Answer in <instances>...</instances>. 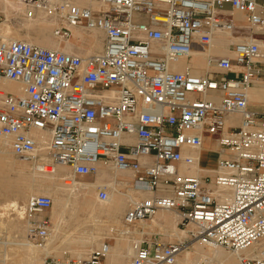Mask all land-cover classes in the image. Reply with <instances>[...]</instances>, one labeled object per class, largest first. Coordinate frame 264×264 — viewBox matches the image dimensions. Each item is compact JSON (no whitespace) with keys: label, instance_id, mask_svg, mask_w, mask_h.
<instances>
[{"label":"built area","instance_id":"built-area-1","mask_svg":"<svg viewBox=\"0 0 264 264\" xmlns=\"http://www.w3.org/2000/svg\"><path fill=\"white\" fill-rule=\"evenodd\" d=\"M17 3L11 10L45 22L57 44L0 34V139L39 179L79 187L105 169L129 197L85 259L45 250L42 264H104L117 239L129 264H182L185 251L186 264H264V109L250 108L264 101L248 96L260 88L264 97V0ZM92 34L98 52L60 49ZM218 48L205 72L189 65ZM203 149L215 151L213 169L199 165ZM96 187L107 203L111 184ZM52 204L45 194L27 200L22 244H46ZM159 211L176 215L182 237L151 226ZM16 245L0 241V264Z\"/></svg>","mask_w":264,"mask_h":264},{"label":"rangeland","instance_id":"rangeland-1","mask_svg":"<svg viewBox=\"0 0 264 264\" xmlns=\"http://www.w3.org/2000/svg\"><path fill=\"white\" fill-rule=\"evenodd\" d=\"M12 1V0H9ZM8 5V6H7ZM8 8H4L0 5V34L4 35L3 26L9 27V34L7 37L14 39L24 40L32 42L44 47L56 46V42L51 38L50 31L43 21H28L23 19L21 13L11 10L9 4H6ZM12 6V4L10 5ZM93 42L90 40L82 44L71 43L73 49L79 51H87L89 45ZM69 43H61L60 47H64ZM196 63L201 64L199 60H195ZM231 77V76H230ZM8 88V86H7ZM256 110L259 108L255 107ZM261 110V109H259ZM1 142V139H0ZM0 151H2L0 149ZM204 154L209 155L211 159H215L214 154L206 149L202 150ZM24 163L15 158L12 154L0 153V206L5 202L16 200L19 205H24L27 200L37 193L46 190L48 195L52 198L54 206L59 209L61 202L67 203L65 209L64 222L61 224L59 233L54 239V248L49 250L52 257L65 261L67 259H74L76 256L70 252L71 249L82 250L83 248L78 243L81 239H85L88 236L89 231L92 232L93 228H86L87 226H97L101 234L109 225H118V220L123 215V212L127 206V200H121L115 205V198L118 193H125V189L117 187V191H112L115 185L111 180L107 178H101V183H109V200L107 203H100L97 201V187L95 183L98 182L100 175L89 176L81 179V184L93 185L90 187H67L64 186L57 178L39 179L33 175L28 166H24ZM116 180H121L120 176H116ZM68 184V183H67ZM45 191V192H46ZM94 206V208H93ZM110 207V208H108ZM108 208V209H107ZM58 211V210H57ZM116 211V212H115ZM2 211L0 210V213ZM7 214L0 217V241L6 242L12 240L17 245L21 243L25 232V220L20 219L15 211L9 210ZM52 212H49L51 216ZM110 215V220L108 216ZM23 216V215H22ZM86 221V223L84 222ZM163 234L167 235L168 230L163 228ZM66 242L69 246L65 245ZM125 245L129 246L123 241ZM93 245L86 247L85 257L89 254ZM196 252L201 251L198 245L194 246ZM190 257L193 252L186 251ZM43 257V255H40ZM125 252L118 254V256L111 255L106 259L105 264H127ZM189 257V258H190ZM227 262H229L227 260ZM182 257V264H184ZM9 264V263H8ZM181 264V263H180ZM186 264V263H185ZM229 264H231L229 262Z\"/></svg>","mask_w":264,"mask_h":264},{"label":"crops","instance_id":"crops-1","mask_svg":"<svg viewBox=\"0 0 264 264\" xmlns=\"http://www.w3.org/2000/svg\"><path fill=\"white\" fill-rule=\"evenodd\" d=\"M11 4L14 5L15 7L18 6L17 0L10 1L9 5H11ZM3 5L5 6V4H3ZM237 16L240 17V15H238V14H237ZM91 40H93V42H91V44L89 45L87 51H85L88 54L93 53V52H98L101 49V46H102L101 45V41L99 40V38L95 34H92ZM225 42H226L225 39H220L219 40V44H221V45H224ZM70 44L71 43L65 45L64 47H60V49L63 50V51L69 50V51L73 52L74 51L73 46L70 45ZM218 50H220V49L219 48L215 49V50L211 49V50H207V51H204V52L195 53L194 54V58L190 61L189 65H191L193 67V69H195V71L199 70V71L204 72L205 67L207 65L206 62H204L205 61V56H208V54H211V53H218V52L221 53ZM206 52H207V54H206ZM195 60H199L201 62V64L196 63ZM181 64L182 65H187L188 63L187 62H181L180 66H181ZM248 93H249V95H250V97L252 99H259V98H261V95L263 94V91H261V90L257 91V90H252L251 89V90L248 91ZM262 100L264 101V97H263ZM262 100H260L258 102H261ZM254 102H257V101H254ZM255 107H257V108H259L261 110L264 109V105H261V104L258 105V104H255V103H251L250 108L252 110H256ZM35 135L43 138V134L41 132H37V133L35 132ZM0 149L2 151H9L8 150V143H7L6 140L1 139ZM208 151H213V150H208ZM213 152L215 153V151H213ZM215 161H216V153H215V159H212V160H210V159H201V160H199V165L201 167L206 168V169L214 168ZM98 175H100V178L98 179V182L95 183L96 185H98V184L100 185V183L102 181L101 178H107V179L111 180V182H113L114 176L111 175L105 169L99 170ZM77 186H75V187H77ZM69 187H71V186H69ZM79 187H81V186H79ZM45 191L46 190H43V191H41V193H43V194L47 193V191L46 192ZM7 203H9V204H17V206H21V205L18 204V202L16 200L5 202V204H7ZM57 210H58L57 206H54V203H53V208L51 209V212H52L51 221H52V224H53V226L55 228L54 239L56 238V235L59 233V230L61 228V224L64 222V219H63L61 222L58 223V226L56 225L55 216L59 212V210L58 211ZM63 218H65V215H64ZM108 218L110 219V215L108 216ZM110 220H112V219H110ZM84 222L86 223V221H84ZM118 222H119V220H118ZM175 223H176V218L173 215H171V214H163L162 216H160V219L158 221H156L155 226L159 227L161 230H163V228L167 229L168 230L167 236L170 237L171 239H173V237H178L179 236V232L181 231V230L177 229V227L175 226ZM93 227H94V229H92L93 231L92 232L89 231L88 236L85 239H81L78 242L81 245V247L83 248L82 250H75V249L73 250V249L70 248V252L74 253V255L77 258H83V259L85 258V254H84L85 250L84 249L86 247L88 248V246H91V245H93V247L94 246H98V244H99L98 239H101V231H100V229L97 226H87L86 225V228H93ZM68 243H70V242H66L65 245L69 246ZM53 249H55L54 246L50 250H53ZM122 252H125V254L127 256L126 257L127 264H129V257L128 256H129V253H130V247L125 245V243H123L122 240L121 241L117 240L111 245V251H110L109 255L107 256V258L110 257L112 254L115 255V256H118V254H120ZM105 262H106V260H105Z\"/></svg>","mask_w":264,"mask_h":264},{"label":"bare ground","instance_id":"bare-ground-1","mask_svg":"<svg viewBox=\"0 0 264 264\" xmlns=\"http://www.w3.org/2000/svg\"><path fill=\"white\" fill-rule=\"evenodd\" d=\"M0 1H2V4H9V0H0ZM3 29H4V35H2V37L3 38H7V39H14V38H12V37H7V35L9 34V27L8 26H3L2 27ZM19 40V39H18ZM93 44V43H92ZM99 48V47H98ZM63 51V50H62ZM64 52H71V51H69V50H66V51H64ZM206 54H207V52H206ZM209 55V54H208ZM206 57L207 56H205V61L204 62H206V64H207V59H206ZM207 69H209V67H208V65H206V67H205V70H204V72L207 70ZM8 86V88L9 89H11V90H13V91H15V92H19V90H20V86L19 85H17V84H14V83H12V84H9V85H7ZM249 90H251V89H249ZM248 90V91H249ZM252 90H261L262 91V89H260V88H258V89H252ZM248 96H249V99L251 100V101H260V100H262L263 99V94L261 95V98H259V99H252L251 97H250V95H249V93H248ZM8 150H9V146H8ZM213 154H214V156H215V153L213 152V151H211ZM0 153H7V154H11L10 153V151H0ZM201 159H210V160H212L210 157H209V155H206V154H204V152L203 151H200V153H199V160H201ZM24 163V162H23ZM209 163V162H208ZM212 163V162H211ZM25 167L26 166H28L26 163H24L23 164ZM211 165V164H210ZM213 165V164H212ZM209 169H213V168H209ZM119 174V173H118ZM111 175H113L114 176V178H113V184L116 182V176H118L117 174H115L114 172L113 173H111ZM120 175H122V174H120ZM73 187H75V186H77V184H73L72 185ZM79 186H81V187H88L89 189H91L90 187H92L93 188V185H85V184H80ZM80 187V188H81ZM113 191H117V188H116V186H115V188H113ZM37 194H40V193H37ZM127 199H129V197L127 196V195H125V194H123V193H118L117 194V196H116V198L114 199L115 201V205H117L118 206V204H121V203H119L121 200H127ZM67 205V203H65L64 201H62L61 202V206H60V208L58 209L59 210V212H58V214L55 216V223H56V225L58 226V223L59 222H61L64 218V215H65V209H66V206ZM23 206L24 205H21V206H17V204H9V203H7V204H2L1 206H0V210L2 211L1 213H0V217H3L4 215H6L7 213L6 212H8L9 210H12V211H15L16 213H17V215L19 216V218L20 219H22L23 218V216H22V209H23ZM52 208H53V204H52ZM93 208H94V206H93ZM108 208H110V207H108ZM107 208V209H108ZM111 209V208H110ZM116 212V211H115ZM163 214H171V215H173L175 218H176V223H177V217H176V215L175 214H173L172 212H170V211H159V212H157L156 214H155V216L153 217V219H152V221H151V226H155V223H156V221H158L159 219H160V216H162ZM176 223H175V226H176ZM56 226V227H57ZM177 227V226H176ZM177 229H179V228H177ZM180 230V229H179ZM52 233H51V236L49 237V239H48V241L46 242V244H41V245H37V246H28V245H25V244H22V242L21 243H18V246H17V248H14V249H12L11 250V255H10V258H9V264H42V257H40V255L41 254H43V252L45 251V250H50L52 247H53V245H54V233H55V228H54V226H53V229H52ZM183 232L182 231H180L179 232V236L177 237V238H179V237H182L183 236ZM100 240L101 239H98V242L100 243ZM118 240V239H117ZM117 240H115V241H117ZM121 241V240H120ZM99 245V244H98ZM195 246V245H194ZM129 257V256H128ZM189 257H190V255H189V253L188 252H184L183 253V260H184V262L185 263H187L188 262V260H189ZM86 258V257H85ZM84 258V259H85ZM231 264H233V259L232 258H228L227 259ZM229 262H227V264H229ZM184 263V264H185Z\"/></svg>","mask_w":264,"mask_h":264}]
</instances>
